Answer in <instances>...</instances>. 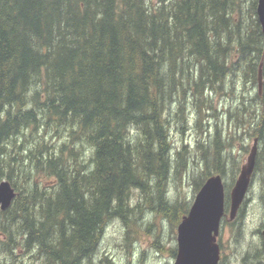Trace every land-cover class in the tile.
Instances as JSON below:
<instances>
[{"label":"trees","instance_id":"trees-1","mask_svg":"<svg viewBox=\"0 0 264 264\" xmlns=\"http://www.w3.org/2000/svg\"><path fill=\"white\" fill-rule=\"evenodd\" d=\"M257 5L0 0V181L17 192L0 209V264H84L109 221L130 224L146 207L179 223L192 203L172 201L168 187L189 156L199 158L195 191L225 176L238 140L258 138L256 169L264 164ZM238 83L230 132L216 125L196 157L176 149L172 112L183 123L187 108L201 114Z\"/></svg>","mask_w":264,"mask_h":264},{"label":"rangeland","instance_id":"rangeland-1","mask_svg":"<svg viewBox=\"0 0 264 264\" xmlns=\"http://www.w3.org/2000/svg\"><path fill=\"white\" fill-rule=\"evenodd\" d=\"M263 84L264 78H262V87ZM240 85L238 83V91L235 95L230 92H225L221 96L212 94V107L208 109L205 107L201 114H198L195 108L190 106L187 108L183 123L176 118V113L173 111L170 134L174 147L181 149L183 144H187L195 156L199 142H210L216 136V125L221 128L225 137L230 132V128L233 127V123L231 124L225 113L228 109L234 111L240 104L243 91ZM243 145L246 146L247 150L242 148ZM252 145L253 139L247 138L244 141L234 142L231 147L234 159L229 160L223 177L228 195L227 204H230V190L238 178L242 165L246 163ZM198 161L199 158L189 156L183 176L181 178L175 175L171 176L168 195L172 201L179 197L190 204L193 203L197 193L194 190V178L200 169ZM233 161L239 163L238 171H235ZM233 179L234 181H232ZM136 193L132 199V204L137 203L140 199V192ZM247 195L249 196L247 202L249 206L245 213L243 212L246 215L243 236L239 241H236L234 234L228 229L229 226L224 229L221 241L227 260H235L236 252L240 247L243 246V250L248 248L252 229L257 223L255 221L263 215L264 164H260V167L255 169ZM129 221H132L130 224L128 223L129 225H126L120 218L109 221L105 225L96 252L84 264H174L176 254L173 250L177 249V226L179 223H174L166 216L158 215L157 211L148 207L144 208L142 213L140 210L132 213ZM31 264L34 262L32 261Z\"/></svg>","mask_w":264,"mask_h":264},{"label":"water","instance_id":"water-1","mask_svg":"<svg viewBox=\"0 0 264 264\" xmlns=\"http://www.w3.org/2000/svg\"><path fill=\"white\" fill-rule=\"evenodd\" d=\"M257 14L264 30V0H258ZM262 63L259 69V89L262 90ZM258 138L242 165L231 190L230 218H234L249 190L257 162ZM16 190L10 181L0 182V209H7ZM225 211V185L220 174L210 176L200 187L188 214L177 227L178 251L174 264H218L220 248L217 243L220 223Z\"/></svg>","mask_w":264,"mask_h":264},{"label":"flooded vegetation","instance_id":"flooded-vegetation-1","mask_svg":"<svg viewBox=\"0 0 264 264\" xmlns=\"http://www.w3.org/2000/svg\"><path fill=\"white\" fill-rule=\"evenodd\" d=\"M249 201V196L246 195L243 204L237 211L236 216L232 219L230 218V204H226L225 212L222 217L220 231L217 236V242L220 248V258L218 264H264V212L263 215L259 217L255 222L256 225L252 229V237L250 244L247 249L243 250V246L240 247L236 252L235 260H227L226 254L223 249V242L221 241L224 229L228 227L229 231L234 234L235 240L243 236V228L246 223L244 220L245 211L248 209L247 202ZM248 242V240H246Z\"/></svg>","mask_w":264,"mask_h":264}]
</instances>
